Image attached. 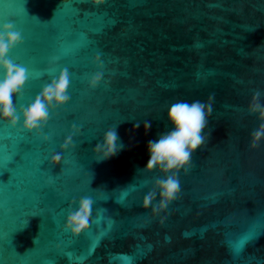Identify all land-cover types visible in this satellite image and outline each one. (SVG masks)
Segmentation results:
<instances>
[{
    "label": "water",
    "instance_id": "95a60500",
    "mask_svg": "<svg viewBox=\"0 0 264 264\" xmlns=\"http://www.w3.org/2000/svg\"><path fill=\"white\" fill-rule=\"evenodd\" d=\"M8 22L23 40L9 59L29 74L17 114L65 68L71 87L39 136L22 116L16 128L0 119V264H264V143L249 147L264 122L249 113L256 91L264 104V0H0V30ZM210 95L209 142L154 215L143 200L165 177L141 171L148 142L171 129L172 103ZM74 125L76 147L63 151ZM113 127L119 151L98 162ZM83 197L93 201L90 229L73 238L64 227Z\"/></svg>",
    "mask_w": 264,
    "mask_h": 264
},
{
    "label": "clouds",
    "instance_id": "9594fccd",
    "mask_svg": "<svg viewBox=\"0 0 264 264\" xmlns=\"http://www.w3.org/2000/svg\"><path fill=\"white\" fill-rule=\"evenodd\" d=\"M82 2L90 3L93 7H100L106 3V0H82ZM22 43V35L15 29V24L5 23L0 30V72L4 74L3 79H0V119L7 122L11 128H16L22 116L23 130L39 136L48 123L49 110L66 106L69 103L71 78L65 68L58 78L53 77L50 83H46L42 92L18 115L14 96L22 93L27 85L29 74L24 66L9 59V54ZM53 59L58 60L59 58L54 57ZM95 63L103 69L99 54L95 58ZM102 81L103 71L101 70L92 76L89 87L95 89ZM214 102L215 96L210 95L206 102L201 100L177 101L169 106L167 119L172 127L169 131L160 134L158 139L148 142L149 159L146 167L141 170L146 173L159 170L165 177L158 180L154 189L144 197L142 206L145 210L151 208L154 215H159L178 197L180 193L179 173L182 170L187 171L195 153L202 150L209 142L210 133H206V129L213 113ZM249 113L258 115L259 119L264 121V104L261 103L259 91L253 95L249 104ZM151 126V121L144 122L146 134ZM135 128H139V123L135 125ZM79 134V130L74 125L72 135L67 137L62 150L75 149L73 135ZM43 139L48 140L49 138L45 136ZM118 140L116 127L109 128L105 132L103 142L97 144L94 150L98 162L106 161L118 153ZM261 143H264V122L251 133L249 147L251 150H256ZM51 163L53 166L60 165L61 156L55 154ZM157 194L159 204L153 207ZM92 207L93 201L90 197L81 198L78 210L69 213L64 231L70 232L73 238H78L89 231ZM163 222L162 219L161 224Z\"/></svg>",
    "mask_w": 264,
    "mask_h": 264
},
{
    "label": "snow or ice",
    "instance_id": "6c2138e0",
    "mask_svg": "<svg viewBox=\"0 0 264 264\" xmlns=\"http://www.w3.org/2000/svg\"><path fill=\"white\" fill-rule=\"evenodd\" d=\"M249 239H251V232L245 233L240 238H238L232 245L233 252L238 254L240 251H242ZM128 261H131L130 258H128Z\"/></svg>",
    "mask_w": 264,
    "mask_h": 264
}]
</instances>
